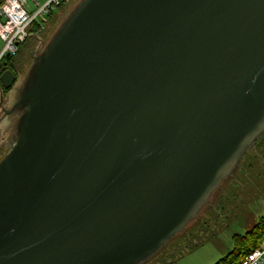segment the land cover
Returning <instances> with one entry per match:
<instances>
[{
  "label": "water",
  "instance_id": "obj_1",
  "mask_svg": "<svg viewBox=\"0 0 264 264\" xmlns=\"http://www.w3.org/2000/svg\"><path fill=\"white\" fill-rule=\"evenodd\" d=\"M72 3L0 78V264L145 263L264 130V0Z\"/></svg>",
  "mask_w": 264,
  "mask_h": 264
},
{
  "label": "rangeland",
  "instance_id": "obj_2",
  "mask_svg": "<svg viewBox=\"0 0 264 264\" xmlns=\"http://www.w3.org/2000/svg\"><path fill=\"white\" fill-rule=\"evenodd\" d=\"M73 1L70 0L68 4L53 11L50 17L44 19V30L34 31L29 36L30 39L20 44L19 52L16 53H19V65L16 66L15 76L16 79L21 77L18 87L23 82L31 56L39 52L40 41L49 40L51 37L47 36L48 25L61 15H67L68 10L75 6ZM1 46L0 42V48ZM3 116L4 111L0 107V118ZM10 124L11 120L0 124V157L13 144L14 135L10 138ZM261 134L257 136L254 146H250L243 160L223 180L220 189L200 212L197 220L176 234L143 264H167L172 260L179 264H209L212 259L216 263L256 232V225L264 217V130ZM175 241L177 242L174 243ZM194 244L197 247L190 250Z\"/></svg>",
  "mask_w": 264,
  "mask_h": 264
},
{
  "label": "built area",
  "instance_id": "obj_3",
  "mask_svg": "<svg viewBox=\"0 0 264 264\" xmlns=\"http://www.w3.org/2000/svg\"><path fill=\"white\" fill-rule=\"evenodd\" d=\"M70 0H0V62L7 55L14 56L19 46L31 35L33 25L41 32L45 20L53 11L68 4ZM264 263V238L257 248L250 251L240 264Z\"/></svg>",
  "mask_w": 264,
  "mask_h": 264
},
{
  "label": "trees",
  "instance_id": "obj_4",
  "mask_svg": "<svg viewBox=\"0 0 264 264\" xmlns=\"http://www.w3.org/2000/svg\"><path fill=\"white\" fill-rule=\"evenodd\" d=\"M37 29H38V27L36 25H33L32 28L30 29L31 34L34 31L36 32ZM28 39H30V38L28 37L26 39V41ZM18 54H16L15 56L4 57L2 59V61L0 62V78H1V75L5 71H11L14 76L17 75L16 66L19 65V61H18V57H17ZM0 87H2L1 83H0ZM7 91L8 90H3V93H7ZM256 228H257L256 232L254 231L252 233L251 237L247 241L243 240L242 242H240L238 247H236L234 251L228 253L223 258L219 259L215 264H240L241 260L245 257V255H247L253 249L257 248V246L259 245L261 240L264 238V217L260 221V223H258L256 225ZM176 242L177 241H175L174 243H176ZM196 247H197V244H194L190 248V250H192ZM167 254H169V253L167 252Z\"/></svg>",
  "mask_w": 264,
  "mask_h": 264
},
{
  "label": "flooded vegetation",
  "instance_id": "obj_5",
  "mask_svg": "<svg viewBox=\"0 0 264 264\" xmlns=\"http://www.w3.org/2000/svg\"><path fill=\"white\" fill-rule=\"evenodd\" d=\"M64 16V14L63 15H61L55 22H53L52 24H49L48 25V29H47V36H49L50 35V32H52V30L55 28V26L58 24V22L61 20V18ZM57 18V17H56ZM45 40H42V41H40V47H42L44 44H45ZM39 47V48H40ZM41 49V48H40ZM0 107L4 110V111H6L7 109H8V105H7V103L3 100L2 101V103H0ZM0 119H2V117L0 118ZM3 120L4 121H0V124L1 123H4L5 121L6 122H9L10 120H11V124H10V126L12 125V122H13V118L12 117H3ZM9 124H7V126H8ZM9 126V127H10ZM8 130V129H7ZM13 136V134H11V136H10V138Z\"/></svg>",
  "mask_w": 264,
  "mask_h": 264
},
{
  "label": "crops",
  "instance_id": "obj_6",
  "mask_svg": "<svg viewBox=\"0 0 264 264\" xmlns=\"http://www.w3.org/2000/svg\"><path fill=\"white\" fill-rule=\"evenodd\" d=\"M215 263V259H212V261L209 264H214ZM167 264H179L177 261H169ZM264 264V263H263Z\"/></svg>",
  "mask_w": 264,
  "mask_h": 264
}]
</instances>
